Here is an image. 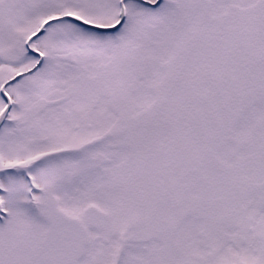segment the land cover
<instances>
[{
  "label": "snow or ice",
  "instance_id": "snow-or-ice-1",
  "mask_svg": "<svg viewBox=\"0 0 264 264\" xmlns=\"http://www.w3.org/2000/svg\"><path fill=\"white\" fill-rule=\"evenodd\" d=\"M0 264H264V0H0Z\"/></svg>",
  "mask_w": 264,
  "mask_h": 264
}]
</instances>
